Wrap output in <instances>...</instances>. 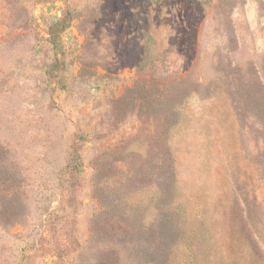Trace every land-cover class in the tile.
Instances as JSON below:
<instances>
[{
  "label": "rangeland",
  "instance_id": "1",
  "mask_svg": "<svg viewBox=\"0 0 264 264\" xmlns=\"http://www.w3.org/2000/svg\"><path fill=\"white\" fill-rule=\"evenodd\" d=\"M0 264H264V0H0Z\"/></svg>",
  "mask_w": 264,
  "mask_h": 264
},
{
  "label": "trees",
  "instance_id": "2",
  "mask_svg": "<svg viewBox=\"0 0 264 264\" xmlns=\"http://www.w3.org/2000/svg\"><path fill=\"white\" fill-rule=\"evenodd\" d=\"M69 21L67 20V19H65V18H63V20H62V26H61V29L63 30V29H65L68 25H69Z\"/></svg>",
  "mask_w": 264,
  "mask_h": 264
}]
</instances>
